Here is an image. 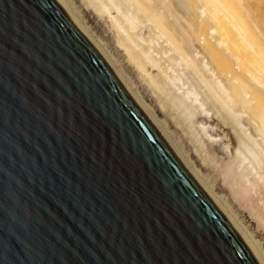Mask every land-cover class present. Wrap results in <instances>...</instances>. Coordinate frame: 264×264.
<instances>
[{
	"label": "water",
	"instance_id": "water-1",
	"mask_svg": "<svg viewBox=\"0 0 264 264\" xmlns=\"http://www.w3.org/2000/svg\"><path fill=\"white\" fill-rule=\"evenodd\" d=\"M0 264H260L55 0H0Z\"/></svg>",
	"mask_w": 264,
	"mask_h": 264
},
{
	"label": "bare ground",
	"instance_id": "bare-ground-1",
	"mask_svg": "<svg viewBox=\"0 0 264 264\" xmlns=\"http://www.w3.org/2000/svg\"><path fill=\"white\" fill-rule=\"evenodd\" d=\"M55 1L71 20L76 29L79 30L83 37L98 53L122 89L133 100L134 104L138 106V109L143 112V115L148 118L158 132L174 147L194 182H196L202 191L218 204L237 231L243 243L252 252L260 264H264L263 259L257 254L255 248L252 246L253 243L251 244L247 239L248 236L243 233L244 231L241 230L240 226L226 212L224 206L221 205L212 195L211 190L207 187L204 180H202L197 172L192 169L193 166L191 167L189 164L190 162L187 163L184 159L183 153L174 139L167 133V130L159 123V121L155 119V116L152 115L151 111H148L142 100L132 92V89L123 81L124 78L122 79L119 76L109 56L102 51L100 47L98 48V45L96 46L91 40L92 37L88 36L89 34H86L80 22L72 15L73 12L71 11V13L68 6L64 3L65 1ZM86 1L89 7H92L94 11L101 14L105 12H107L106 14L110 13V9L103 2H99L98 0H96V2L94 0ZM119 1L125 8L126 21H124L125 23H120L115 20L116 25L123 33L118 36L119 39L117 40V44L123 48L127 60L126 62H128L130 66L141 75L144 81H147L153 88H155V90L158 89L162 92H166L164 84L159 79L161 76V74L159 76L160 72L155 73L154 68L152 69L154 66L149 65L151 62L149 60V52H151V49L147 50L142 46L143 38L139 32L136 31L142 24L150 33L153 32L163 39L167 46H169V49L178 55L181 60H184L193 73H197L198 76L200 75L204 79L206 88H208L214 98L216 97L215 99L218 98L217 100L224 101L232 111H236L239 114H242L241 116L245 117V122L253 126L255 133L254 137H256H248L249 141L254 142L255 146H257V150H259V152L256 153L257 155L254 156L256 158L260 155V157L262 156L261 158L264 159V0ZM116 18L117 17L114 19ZM193 94V97L191 96L190 98H193L194 101V99H197L198 95L195 93L197 95L195 97ZM189 95L190 94L188 93V98ZM194 102L198 103V101ZM194 102L192 103L194 104ZM200 102L201 101H199V104ZM218 103L220 104V102ZM221 103L223 104V102ZM220 105V111L223 109L227 110V108L222 109ZM202 107L204 108L205 105H202ZM204 113L207 114L208 112ZM203 114L200 115L205 116ZM208 115L210 116V114ZM214 115H216V113H214ZM230 116L231 115H229V117ZM241 116H239V118H241ZM230 120L232 123L235 122L238 125L241 119H238L239 121L236 119L237 122L235 121V117L234 122L232 118ZM229 122L230 121H228V124H231V122ZM233 125L237 127L235 124ZM239 125L242 126L241 122ZM240 126L238 128L243 129V127ZM246 136H248V134ZM211 139L214 143L219 142L218 138ZM241 152H243V150H238L239 155H243ZM241 158L243 159V156ZM245 158L246 156L244 159ZM257 159L258 158L255 160L256 162L258 161ZM261 162L262 161L258 163ZM242 164L246 166V160H244ZM262 164L260 166H262ZM242 167L238 168L242 169ZM250 167L253 166L249 163L248 170ZM254 169L256 170V168ZM260 181L262 182V180Z\"/></svg>",
	"mask_w": 264,
	"mask_h": 264
},
{
	"label": "rangeland",
	"instance_id": "rangeland-1",
	"mask_svg": "<svg viewBox=\"0 0 264 264\" xmlns=\"http://www.w3.org/2000/svg\"><path fill=\"white\" fill-rule=\"evenodd\" d=\"M63 1H65L64 3L70 12H73L71 13L76 20L80 22L86 34L93 38L91 40L96 46L98 45L97 47H100L109 56L119 76L124 78L123 81L142 100L148 111H151L155 119L174 139L180 147L184 159L187 163L190 162L191 167L193 166L192 169L204 180L212 195L224 206L226 212L244 231L243 233L248 236L247 239L251 244H254L252 246L264 261V159L258 153L259 156L256 157L258 161H255L256 153L259 150H257L254 142L249 141L250 136L254 137L255 134L253 126L245 122L246 119L244 120L245 117L241 116L242 114L232 111L224 101L215 99L216 97L214 98L206 88L204 79L200 75L199 77L197 73H193L184 60H181L169 49L163 39L153 32L150 33L141 24L139 26L141 28L136 31L143 38L142 46L147 50L151 49L149 60L152 64L150 62L149 65L154 66L152 69L154 68L155 73L160 72L159 79L164 84L166 92L155 90L147 81H144L141 75L126 62L125 52L117 44L118 36L123 33L116 25L115 20L120 23L126 21L125 8L119 0H98L110 9L108 14H106L107 12L101 14L94 11L92 7H89L86 0ZM94 1L96 2V0ZM115 17L117 18L114 19ZM188 93L190 94L189 98ZM195 93L198 97L194 101H198V103L190 98L192 94L196 97ZM199 101H201L200 104ZM218 102L220 104L223 102V104L220 105ZM200 105L201 107L205 105V107L201 109ZM219 105L222 109L227 108V110L220 111ZM199 111L200 114L208 113H204L205 116H202ZM225 113L228 115H224ZM229 115L231 116L229 117ZM234 117L235 121L241 119L242 126L239 125L240 122L238 125L244 130L238 128L239 126L234 122ZM231 118L234 123L230 120ZM227 119L231 124H228ZM247 134L248 136H246ZM211 138H218L219 142L214 143ZM238 150H243L241 152L243 155H239ZM242 156L243 159L246 156L244 159L246 166L242 164L244 161ZM260 161L263 164L262 162L258 163ZM249 163L253 167L255 166L257 172L253 167L248 170ZM261 164L262 166H260ZM238 167H242V169Z\"/></svg>",
	"mask_w": 264,
	"mask_h": 264
}]
</instances>
